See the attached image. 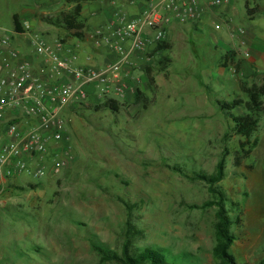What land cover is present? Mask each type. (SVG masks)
I'll return each instance as SVG.
<instances>
[{
	"label": "rangeland",
	"instance_id": "374dc122",
	"mask_svg": "<svg viewBox=\"0 0 264 264\" xmlns=\"http://www.w3.org/2000/svg\"><path fill=\"white\" fill-rule=\"evenodd\" d=\"M242 2L236 0L230 24L199 29L171 22L167 49L136 52L124 66V94L89 97L64 110L58 169L38 180L27 174L0 180V264H122L103 259L97 246L121 255L125 244L132 252L156 248L178 264H218L216 206H201L217 196L196 174L213 173L223 155L225 175L216 187L230 216L239 218L229 252L238 264H264V114L249 137L256 146L237 159L245 138L218 104L244 96L245 75L236 67L241 44L231 34L251 23ZM134 5L127 14L140 11ZM72 7L66 0H0V34L12 33L18 13L49 43L79 40L62 25ZM95 18L84 23L88 37ZM107 98L115 109L102 105Z\"/></svg>",
	"mask_w": 264,
	"mask_h": 264
},
{
	"label": "built area",
	"instance_id": "2783aa9c",
	"mask_svg": "<svg viewBox=\"0 0 264 264\" xmlns=\"http://www.w3.org/2000/svg\"><path fill=\"white\" fill-rule=\"evenodd\" d=\"M200 14L197 0H144L138 12H116L109 31L91 34L95 47L107 46L116 55L101 66L90 65V56L82 64L83 56L69 43H49L30 32L28 23L23 25L30 32L33 55L13 47V31L0 34V180L26 174L38 180L50 168L56 171L62 162L57 160L59 143L66 134L64 110L89 97L99 101L111 92L124 94L121 70L130 58L167 40L171 22L196 21Z\"/></svg>",
	"mask_w": 264,
	"mask_h": 264
},
{
	"label": "trees",
	"instance_id": "16d2710c",
	"mask_svg": "<svg viewBox=\"0 0 264 264\" xmlns=\"http://www.w3.org/2000/svg\"><path fill=\"white\" fill-rule=\"evenodd\" d=\"M93 0H66L67 3L73 4L71 10H69L62 20L63 27L72 32V35L77 38L85 37L84 27L85 24L82 21L80 14L82 5L84 2H90ZM245 6L249 11L248 1L245 0ZM254 11V8L251 11ZM13 30L15 33H21L25 31L24 23L19 19V14L14 13L12 16ZM168 48L167 40L155 43L150 47L153 52L164 51ZM228 54L231 59L234 60V52L229 50ZM226 57V55H225ZM240 62L236 63L237 69L240 68ZM240 91L243 93V97L238 95L229 101H218L219 107L225 112V114L231 119L233 126V132L241 135L245 138L240 142L239 149L237 151V159L241 154L248 155L250 150L256 146L257 140L254 139L252 142L249 140L250 135L258 126L260 117L264 114V82H250L247 77L244 76L239 83ZM139 93V90H137ZM136 93V96L138 94ZM103 106H108L111 109H115V101L112 98L102 100ZM242 108V114L234 113V109ZM224 139L230 137L229 132H225L223 135ZM249 145V147H246ZM224 156L217 162L215 171L211 174L197 173L196 177L203 179L208 183L209 191L216 195L215 200H208L201 206L215 205V222H214V234L215 243L212 248L213 256L217 260L218 264H238L233 255L229 252L230 246L236 239L235 234L232 232V225L239 221L238 215L233 219L227 208L225 207V196L216 185L219 181L224 178ZM130 207L129 204H127ZM97 250L103 259H115L120 261L122 264H178L174 257L167 258V254L156 248L147 246L137 252L130 251L127 244L122 248L121 255L115 252L106 250L102 246H97ZM248 264V263H242Z\"/></svg>",
	"mask_w": 264,
	"mask_h": 264
},
{
	"label": "crops",
	"instance_id": "0c3cea01",
	"mask_svg": "<svg viewBox=\"0 0 264 264\" xmlns=\"http://www.w3.org/2000/svg\"><path fill=\"white\" fill-rule=\"evenodd\" d=\"M197 1L201 9V14L198 20L192 21L191 23L196 25L199 29L214 27L215 25L222 26L223 24H230L232 15L237 12L236 0H228L227 2L221 4H213L210 0ZM247 1L248 7L251 9L254 8V12H248L245 6V0H243L242 3L244 12L247 18L250 19L251 23L247 28L237 27L233 33L231 32V34L237 35L241 44V67L244 75L250 76L249 78L252 79L262 80L264 79V0ZM118 2L119 1H117L115 5L111 4L109 1L106 3L84 2L80 17L84 23H88V18L90 16H94L96 17V20L93 30L97 31L102 28L105 31H109L111 21H113L116 12L128 13L130 9L134 8V4H139L138 6L141 7V3L139 1L134 3V1L131 0L130 3L125 4L123 2H119L118 4ZM22 23H28V20L24 19L22 20ZM28 24L32 25L31 23ZM89 25L91 26V24ZM89 28L92 30L91 27ZM13 33L15 32L13 31ZM26 33L28 32L24 31L16 33V36H13L12 45L13 47L19 49L23 55L29 56L33 55V51L31 50L32 46L29 38L25 36ZM225 35L227 36V34ZM78 39L79 40L68 39L67 43H69L70 47L74 50L82 52L84 55L83 59L86 62H88V60L85 57L90 56V65L101 66L107 62L113 61L116 58L115 53L109 50L107 46L95 47L92 42L91 35L88 37L85 34V37ZM85 46L91 48L94 53H89L85 49ZM137 55L139 56V54H135L131 57V59L135 58ZM141 56L142 55H140V57ZM86 62L81 63L84 64ZM127 71L126 67H123L121 70L122 75H126Z\"/></svg>",
	"mask_w": 264,
	"mask_h": 264
}]
</instances>
